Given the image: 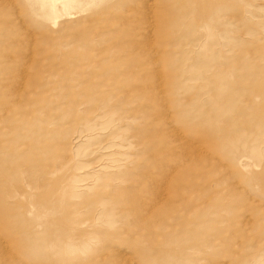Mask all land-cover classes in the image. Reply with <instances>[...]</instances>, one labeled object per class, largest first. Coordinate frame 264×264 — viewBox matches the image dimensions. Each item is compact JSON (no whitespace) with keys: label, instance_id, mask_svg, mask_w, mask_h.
<instances>
[{"label":"rangeland","instance_id":"rangeland-1","mask_svg":"<svg viewBox=\"0 0 264 264\" xmlns=\"http://www.w3.org/2000/svg\"><path fill=\"white\" fill-rule=\"evenodd\" d=\"M0 264H264V0H0Z\"/></svg>","mask_w":264,"mask_h":264}]
</instances>
